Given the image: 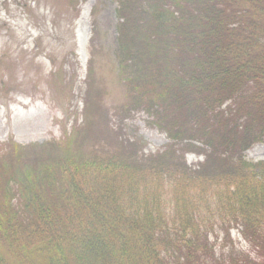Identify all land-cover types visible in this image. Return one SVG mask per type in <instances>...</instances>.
Masks as SVG:
<instances>
[{"label":"trees","instance_id":"1","mask_svg":"<svg viewBox=\"0 0 264 264\" xmlns=\"http://www.w3.org/2000/svg\"><path fill=\"white\" fill-rule=\"evenodd\" d=\"M118 3L117 75L169 146L116 135L101 147L78 127L11 143L0 157V264H261L264 161L244 156L264 142V0ZM185 149L205 162L186 166ZM209 195L250 250L216 255L194 218Z\"/></svg>","mask_w":264,"mask_h":264},{"label":"rangeland","instance_id":"2","mask_svg":"<svg viewBox=\"0 0 264 264\" xmlns=\"http://www.w3.org/2000/svg\"><path fill=\"white\" fill-rule=\"evenodd\" d=\"M118 2L0 0V157L11 143L40 145L76 127L79 137L86 142L96 137L101 147L127 135L148 151L168 148L170 140L149 123L146 112L133 108L138 95L117 75ZM182 155L186 166L205 162L187 149ZM244 159L264 161V142L248 149ZM217 184L221 191L222 183ZM215 201L209 195L194 218L216 255L250 250L240 230L220 219Z\"/></svg>","mask_w":264,"mask_h":264}]
</instances>
